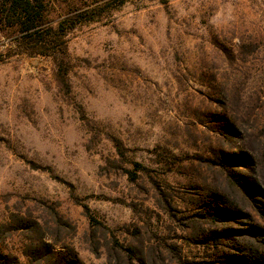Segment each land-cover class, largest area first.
<instances>
[{
	"label": "rangeland",
	"instance_id": "374dc122",
	"mask_svg": "<svg viewBox=\"0 0 264 264\" xmlns=\"http://www.w3.org/2000/svg\"><path fill=\"white\" fill-rule=\"evenodd\" d=\"M31 1L0 0V264H264V0Z\"/></svg>",
	"mask_w": 264,
	"mask_h": 264
},
{
	"label": "trees",
	"instance_id": "16d2710c",
	"mask_svg": "<svg viewBox=\"0 0 264 264\" xmlns=\"http://www.w3.org/2000/svg\"><path fill=\"white\" fill-rule=\"evenodd\" d=\"M9 3V10L19 18V21H23L24 24L30 23L27 28H33L35 25V19L40 15H34V5L31 0H6ZM26 28V29H27ZM89 214V209L87 208ZM92 218V217H90Z\"/></svg>",
	"mask_w": 264,
	"mask_h": 264
}]
</instances>
